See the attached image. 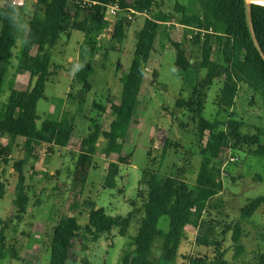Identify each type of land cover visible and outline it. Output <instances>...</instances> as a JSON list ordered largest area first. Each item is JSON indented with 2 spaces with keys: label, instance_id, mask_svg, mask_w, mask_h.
<instances>
[{
  "label": "rangeland",
  "instance_id": "obj_1",
  "mask_svg": "<svg viewBox=\"0 0 264 264\" xmlns=\"http://www.w3.org/2000/svg\"><path fill=\"white\" fill-rule=\"evenodd\" d=\"M4 2L0 0V5ZM30 2L23 6L25 10L30 9ZM157 2L167 18L159 25L150 58L144 65L143 82L122 148L127 161L119 164L120 172L114 188L105 187L103 179L108 162L115 160L99 153L93 157L86 178L81 177L77 170L78 141L93 131L96 123L104 130L109 128L112 116L108 98L121 97L134 56L136 32L142 27L146 14L129 17L118 11L115 17L107 15L100 39L101 49L92 58L89 90L71 87L73 65L83 34L69 30L61 34L51 50L53 75L45 83L43 97L37 102L36 124L40 126L46 118L58 119L64 108L76 110L80 107L75 118L74 140L66 148L53 147L52 151L44 142H35L26 148L24 139L17 137L12 141L11 160L2 166L0 172L5 185V195L0 199V230L3 229L6 246L12 247L18 257H7L1 264H54L55 230L63 224L62 219L74 217L83 225L88 222V213L94 203L96 208L119 217H126L135 208L127 236H120L114 229L101 235L96 242L84 245V241L78 238L69 240L66 233L64 255L59 258V264H120L124 253L133 248L131 237L137 234L143 217L141 199H136L142 171L155 169L162 176L175 175L190 185L195 184L201 155L195 136L196 124L186 102L206 71L201 68V45L192 40L196 31L186 30L179 23L181 12L176 9V4L190 8L194 13L201 8L196 0ZM122 16H128L131 22L125 28L124 39L116 42L111 39L112 25ZM23 42L21 36L16 39L12 63L4 77L0 91V118L10 89L28 87V75L18 74L15 59ZM178 47H183L192 58V66L186 73H181L175 66ZM221 85L222 79H218L204 91L202 116L214 121L215 129L225 127L229 114L264 127V100L259 93L240 83L232 106H219L214 100ZM69 93L77 96L76 99L71 100ZM8 142L9 139L0 134V145ZM102 146L101 139L97 147L100 150ZM18 160L23 162L21 170L28 195L20 219L16 216L18 212L14 204L19 182L13 164ZM222 160L223 189L210 200L197 226H186L176 264H189L195 257L200 259L198 264H210L214 248L200 243L199 237L220 240L226 258L232 264H245L251 253L264 250V204L248 221H243L241 243L246 251L236 261L231 238L241 208L264 195V157L228 150ZM158 228L168 231L166 216L159 219ZM205 255L207 259L203 258Z\"/></svg>",
  "mask_w": 264,
  "mask_h": 264
},
{
  "label": "trees",
  "instance_id": "obj_2",
  "mask_svg": "<svg viewBox=\"0 0 264 264\" xmlns=\"http://www.w3.org/2000/svg\"><path fill=\"white\" fill-rule=\"evenodd\" d=\"M95 4H82L70 0H31L30 9L5 0L0 5V91L4 77L12 63L13 49L16 45L19 23L27 19L29 30L16 54L18 74H27V89L12 87L0 118V134L9 142L0 145V172L3 165L11 160L12 141L20 137L24 146L30 148L35 142L53 147L66 148L74 140L76 130V110L64 108L58 119L46 118L37 126L36 105L43 97L46 82L53 75L50 67L51 50L57 44L61 34L69 30L80 31L83 40L79 44L78 57L73 65L71 87L89 90V77L93 72L92 58L101 49L100 39L104 31L107 6L117 2L119 11L134 17L146 14L142 27L136 32V43L128 75L123 84L120 99L108 98L112 120L107 130L96 123L93 131L79 139V157L77 170L86 178L93 157L98 153L110 160L103 185L114 188L120 172L121 163L127 158L122 148L132 120L133 110L144 78V65L148 62L157 36L160 23L167 18L160 9L157 0H94ZM29 0H24V4ZM201 11H194L176 4L181 12L179 23L186 30H195L192 40L201 45V68L205 77L198 83L189 96L186 107L192 113L196 124L195 136L199 146L201 162L194 185L175 175L162 176L155 169H145L141 173L136 199H141L143 217L137 234L131 237L133 248L124 253L120 264H176V257L186 226H197L199 219L210 200L223 189L222 157L228 150L243 151L251 155L264 157V127L247 123L227 115L225 127L215 129L214 121L202 116L204 109V91L218 79L222 85L215 97V104L232 106L239 84L244 83L259 93L264 100V59L254 45L245 15L244 0H196ZM128 16L116 18L112 25L111 39L121 42L125 37V28L131 22ZM172 17V16H171ZM173 18V17H172ZM250 21L254 35L264 52V5L251 3ZM192 58L183 47L176 49L175 66L186 73L192 66ZM71 100L77 96L68 94ZM208 133L207 135L205 133ZM103 141L99 150L97 143ZM205 140V142H204ZM22 160L14 162L18 175V192L14 199L17 218L25 212L28 195L21 170ZM5 195V185L0 175V199ZM137 202V201H136ZM264 204V195L250 200L240 210V219L232 232L234 246L233 259L236 261L246 249L241 243L243 221H248L256 210ZM134 206V202H131ZM88 222L81 225L74 217L63 218V224L55 230L52 262L59 264L64 255L65 234L72 240L78 238L96 242L101 235L117 229L120 236H127L134 208L126 217L105 213L102 208L91 204ZM168 218L169 229L164 232L158 228L161 217ZM204 245L214 248L210 264H232L226 258L222 242L217 239L198 238ZM7 257H18L12 247L5 244L3 229L0 230V264ZM207 259V256H203ZM199 257L189 264H198ZM245 264H264V250L251 253Z\"/></svg>",
  "mask_w": 264,
  "mask_h": 264
},
{
  "label": "water",
  "instance_id": "obj_3",
  "mask_svg": "<svg viewBox=\"0 0 264 264\" xmlns=\"http://www.w3.org/2000/svg\"><path fill=\"white\" fill-rule=\"evenodd\" d=\"M251 3H257V4L264 5V0H244L246 21H247V25H248V28H249V32H250L251 38H252V40L254 42V45L258 49L260 55L264 59V52L262 51V48H261L260 44L258 43L255 35H254L253 29H252V25H251V21H250V5H251Z\"/></svg>",
  "mask_w": 264,
  "mask_h": 264
},
{
  "label": "built area",
  "instance_id": "obj_4",
  "mask_svg": "<svg viewBox=\"0 0 264 264\" xmlns=\"http://www.w3.org/2000/svg\"><path fill=\"white\" fill-rule=\"evenodd\" d=\"M71 2L75 3H82V4H95L96 2L94 0H70ZM12 2L19 6H24V0H12ZM119 11V5L118 4H111L107 6L106 10V17L109 15L110 18L115 17L117 12Z\"/></svg>",
  "mask_w": 264,
  "mask_h": 264
},
{
  "label": "crops",
  "instance_id": "obj_5",
  "mask_svg": "<svg viewBox=\"0 0 264 264\" xmlns=\"http://www.w3.org/2000/svg\"><path fill=\"white\" fill-rule=\"evenodd\" d=\"M28 30H29V24H28V21L26 19L23 22L19 23V25H18L17 33H16L17 38L21 36V37H23V40H25L27 33H28ZM21 75H23V74H21Z\"/></svg>",
  "mask_w": 264,
  "mask_h": 264
}]
</instances>
